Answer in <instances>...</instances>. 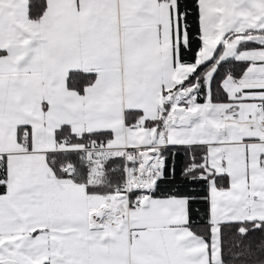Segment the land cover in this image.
<instances>
[{
	"label": "snow or ice",
	"instance_id": "1",
	"mask_svg": "<svg viewBox=\"0 0 264 264\" xmlns=\"http://www.w3.org/2000/svg\"><path fill=\"white\" fill-rule=\"evenodd\" d=\"M0 264H264V0H0Z\"/></svg>",
	"mask_w": 264,
	"mask_h": 264
},
{
	"label": "trees",
	"instance_id": "2",
	"mask_svg": "<svg viewBox=\"0 0 264 264\" xmlns=\"http://www.w3.org/2000/svg\"><path fill=\"white\" fill-rule=\"evenodd\" d=\"M183 162H184L183 156L177 157L174 161V163L176 164V173H175L176 181L181 180V168L183 166ZM178 186H179V184H175V185H168L166 187H178ZM197 207L202 209L203 205H197Z\"/></svg>",
	"mask_w": 264,
	"mask_h": 264
}]
</instances>
